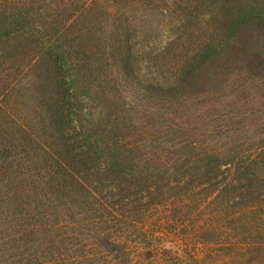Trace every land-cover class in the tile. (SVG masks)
Returning a JSON list of instances; mask_svg holds the SVG:
<instances>
[{
	"label": "trees",
	"instance_id": "obj_1",
	"mask_svg": "<svg viewBox=\"0 0 264 264\" xmlns=\"http://www.w3.org/2000/svg\"><path fill=\"white\" fill-rule=\"evenodd\" d=\"M161 1L0 0V264H132L163 208L195 249L174 263L264 264V0L203 5L242 16L167 55L140 107L113 84ZM199 1L170 11L202 24Z\"/></svg>",
	"mask_w": 264,
	"mask_h": 264
},
{
	"label": "rangeland",
	"instance_id": "obj_2",
	"mask_svg": "<svg viewBox=\"0 0 264 264\" xmlns=\"http://www.w3.org/2000/svg\"><path fill=\"white\" fill-rule=\"evenodd\" d=\"M213 1L200 0L198 3L203 7L205 13L207 11L206 9L210 8H204L203 5L211 7ZM134 6H138V4L134 3ZM135 8L136 10L133 11L132 23L129 24L127 34L130 33L128 43L129 48H132L133 57H135L134 67L137 79L132 78L126 84L125 91H121L120 82L113 85L118 89V92H121L127 97V100H134L136 103L137 100H141L142 103L144 95L142 92L145 90V85L149 82L157 83L163 81V79L168 80V82H173L168 72L172 59H167V55L170 57L181 51L189 55H194V51L198 48L199 42L213 34L212 28L215 27V24L217 25L218 23L217 33L224 35L222 32H226L242 16V12L240 13V9L237 8L226 13L221 12L220 15H216V13L213 15V13L209 14L206 12L204 24L191 23L189 25V23L182 20L180 15L177 13L173 14L170 11L175 8L170 0L167 4L161 1L152 8L150 7L149 10H144L140 7ZM215 11L217 12V9ZM164 57H166V60ZM232 77L233 83L239 79L237 75H233ZM145 105L146 103H142L140 107H145ZM166 107L169 109V106ZM157 109L163 111L160 100L158 101ZM164 211L165 209L163 208L153 218L150 217L147 221V225L145 226L147 229H145V237H143L144 242L138 246L139 249L134 254L136 256L133 255L134 260L132 264H176L174 263L175 258L184 260L190 254V249L193 246L188 244V241L185 240L186 238L178 236L177 233L179 230L176 233L174 232V227L168 228L166 226V219L168 215L170 216L171 212L167 211L166 215V211ZM156 220L161 221L159 225H155ZM165 227L169 230H166ZM180 227L177 225L175 229H179ZM190 241L191 244L195 242L192 238ZM194 250L192 248V252ZM207 251L208 247L205 245L198 246V252L200 254L205 255ZM151 253L152 256H150Z\"/></svg>",
	"mask_w": 264,
	"mask_h": 264
}]
</instances>
